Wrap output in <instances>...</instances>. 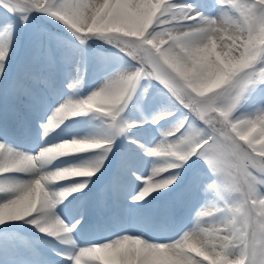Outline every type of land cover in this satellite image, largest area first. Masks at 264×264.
Wrapping results in <instances>:
<instances>
[{
	"label": "snow or ice",
	"instance_id": "6c2138e0",
	"mask_svg": "<svg viewBox=\"0 0 264 264\" xmlns=\"http://www.w3.org/2000/svg\"><path fill=\"white\" fill-rule=\"evenodd\" d=\"M0 264H264V0H0Z\"/></svg>",
	"mask_w": 264,
	"mask_h": 264
}]
</instances>
